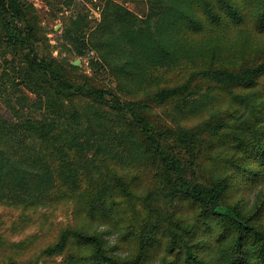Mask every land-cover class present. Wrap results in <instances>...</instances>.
Segmentation results:
<instances>
[{
    "label": "trees",
    "instance_id": "1",
    "mask_svg": "<svg viewBox=\"0 0 264 264\" xmlns=\"http://www.w3.org/2000/svg\"><path fill=\"white\" fill-rule=\"evenodd\" d=\"M146 3L141 17L108 0L90 43L81 18L64 28L78 56L103 51L89 60L116 78L109 107L92 78L81 86L52 57L25 54L42 30L35 9L0 0L5 62L23 57L14 86L38 100L18 103L46 109L0 114V206L71 201L74 218L38 255L68 264H264V0ZM156 107L167 117L150 118Z\"/></svg>",
    "mask_w": 264,
    "mask_h": 264
},
{
    "label": "rangeland",
    "instance_id": "2",
    "mask_svg": "<svg viewBox=\"0 0 264 264\" xmlns=\"http://www.w3.org/2000/svg\"><path fill=\"white\" fill-rule=\"evenodd\" d=\"M35 9L38 16L41 32L38 34L39 40L32 45L25 47L24 53L31 58L35 56V52L40 57L50 56L54 59V68L62 69L66 75L73 81L83 86L85 78L93 79V82L104 87L108 106L114 103L112 94L116 88V78L107 70L93 69L90 66L91 58L100 59L102 50L89 44L92 48L89 57L78 56L75 49L67 43L62 35L67 25L68 19L77 17L82 19L85 25L84 35L86 41H94L96 29L98 28L103 8L108 0H24ZM112 2L124 5L132 12L139 16L147 13L148 7L146 0H110ZM4 48H0V114L5 118L21 121L26 117L41 118L46 113V109H40L39 105L21 107L18 103V97L22 93L28 95L32 102H37L35 94L28 91L24 86H14L13 80L19 82V75L13 69L21 70L24 67L22 63L23 57H18L14 63L7 65L4 58ZM8 58L12 59L13 54L9 53ZM79 61L80 65L75 63ZM70 64L77 66L74 69ZM84 99L85 101H83ZM91 100L88 96L79 97L75 100L78 105L84 106ZM37 104V103H36ZM108 106H103L106 110H111ZM113 111V110H112ZM114 112V111H113ZM154 114L150 118H166L163 108H155ZM199 117L195 119H179L175 118L171 124L184 121L190 125L192 122H201ZM260 189V188H259ZM259 190L249 193L246 198L249 199L250 205L256 199ZM74 218V209L71 201H62L57 204L41 206L37 209L23 210L22 207L14 208L9 206H0V235L3 236L7 243L0 244V264H7L10 257H15L22 264H28L30 261H37V264H68L65 255L46 258L38 256L43 248L54 241L57 230L72 221ZM37 235L34 243L26 249H17L12 246L28 236ZM111 244L116 243V239L107 236ZM38 256V257H37ZM37 257V258H36Z\"/></svg>",
    "mask_w": 264,
    "mask_h": 264
},
{
    "label": "water",
    "instance_id": "3",
    "mask_svg": "<svg viewBox=\"0 0 264 264\" xmlns=\"http://www.w3.org/2000/svg\"><path fill=\"white\" fill-rule=\"evenodd\" d=\"M75 64H76V65H80V62H79V61H77Z\"/></svg>",
    "mask_w": 264,
    "mask_h": 264
}]
</instances>
